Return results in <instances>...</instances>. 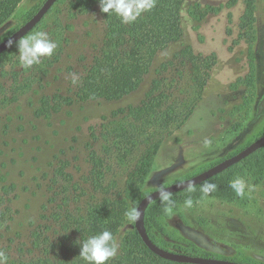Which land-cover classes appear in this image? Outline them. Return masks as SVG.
Returning a JSON list of instances; mask_svg holds the SVG:
<instances>
[{"label":"rangeland","instance_id":"rangeland-1","mask_svg":"<svg viewBox=\"0 0 264 264\" xmlns=\"http://www.w3.org/2000/svg\"><path fill=\"white\" fill-rule=\"evenodd\" d=\"M45 1L23 0L0 29V42ZM71 4L72 0H57L28 34L46 32L57 44L53 54L62 52L48 71L42 64L45 57L24 67L16 45L0 56V202L14 213L10 231L0 230L2 243L18 236L27 241L31 227L43 223V213H50V205L44 209L48 199L44 174L59 160L69 161L75 178H85L90 147L108 162L107 195L126 198L132 208L138 198L201 173L264 134V0H254L252 10L247 0H185L181 39L157 54L134 92L114 101L74 102L54 115L37 117L43 96L73 90L103 38L100 14L76 15ZM197 12L206 15L201 18ZM187 46L197 56L215 57V65L191 117L180 129L166 133L148 176L127 198L129 174L145 146L138 144L123 157L131 145L119 153L110 132L120 134L116 130L126 116L122 111L144 101L166 62L164 77L169 79L172 99L193 96L192 65L187 58L174 57ZM160 132L155 129L150 134L158 138ZM261 158L264 154L234 169V179L242 178L248 185L243 196L236 194L232 200L206 196L192 200L190 206L180 202L154 218L150 230L159 245L175 252L172 246L179 245L192 255L264 264V171L255 169ZM133 226L134 221L127 219L119 240Z\"/></svg>","mask_w":264,"mask_h":264},{"label":"trees","instance_id":"trees-1","mask_svg":"<svg viewBox=\"0 0 264 264\" xmlns=\"http://www.w3.org/2000/svg\"><path fill=\"white\" fill-rule=\"evenodd\" d=\"M22 1L0 0V29L11 19ZM184 1L153 0L150 10L135 22L124 24L114 13H103L99 0H72L71 5L76 15L100 14L104 28L103 38L94 46L92 59L74 81L73 90L66 95L58 93L43 96L35 112L36 116L54 115L62 108L72 106L74 102L114 101L134 92L149 73L157 54L181 39V10ZM253 5L254 0H247L249 10H252ZM197 13L201 18L206 15ZM61 56L62 52L58 51L50 58L45 57L42 60V64L47 66L45 70L48 71V68L57 64ZM174 57L177 60L187 58L192 65L193 96L190 94L187 99H172L167 88L169 84H166L169 79L164 77L168 70L166 62L161 66L159 76L152 81L144 101L139 106L122 111L126 116L123 118L125 122L116 130L120 134L110 132V135L116 137L113 146L119 153L127 149L124 146L131 145L132 148L127 149L128 153L123 157L132 154L136 145L145 146L135 169L129 174L127 198L135 195L139 184L148 176L166 133L180 129L191 117L215 65V57L197 56L190 46ZM155 129L161 131L158 138L150 134ZM260 154H264V148L242 162ZM88 162L90 168L83 180L75 178L69 170V161L65 159L59 160L52 171L44 174L48 192L44 209L50 205V213H43V223L31 227L27 241H22L19 236L8 238L3 243L0 239V264H87L79 257L80 247L75 241L87 239L104 230L112 232L119 245L117 255L108 264H179L151 252L135 226L119 240V234L127 220L125 213L130 209L128 201L119 195H107L110 187L106 183L108 162L93 147L88 152ZM237 165L206 181L216 185L215 190L207 195L202 192L205 182L169 195L171 207L189 199L199 200L206 196L232 200L236 193L230 183L234 180ZM255 169L264 171V158L258 160ZM142 198L135 201V208ZM2 205L0 202V230L9 232L14 213L11 207L2 208ZM166 206L167 202L159 198L149 206L145 215L148 234L158 245L151 233L150 224L165 211ZM172 247L176 252L192 255L189 249L185 250L179 245Z\"/></svg>","mask_w":264,"mask_h":264},{"label":"clouds","instance_id":"clouds-1","mask_svg":"<svg viewBox=\"0 0 264 264\" xmlns=\"http://www.w3.org/2000/svg\"><path fill=\"white\" fill-rule=\"evenodd\" d=\"M99 4L103 13L108 15L114 13L122 23L129 24L150 10L153 7V0H99ZM11 43L12 41H9V44ZM15 45L20 63L26 68L39 64L43 57H50L57 47V44L50 40L48 34L43 31L21 37L15 41ZM230 187L238 196H243L248 185L242 178L237 177L231 181ZM215 188V184L205 182L202 192L207 195ZM159 198L161 201L167 202L168 206L165 207V211L170 212L172 201H170L166 189L160 191ZM185 203L190 206L192 201L189 199ZM139 215L140 213L135 207L125 213L129 221L137 220ZM75 243L80 247L79 257L87 264H108V261L117 255L119 248L117 240L108 230L91 235L87 239H78Z\"/></svg>","mask_w":264,"mask_h":264},{"label":"water","instance_id":"water-1","mask_svg":"<svg viewBox=\"0 0 264 264\" xmlns=\"http://www.w3.org/2000/svg\"><path fill=\"white\" fill-rule=\"evenodd\" d=\"M56 2L57 0H46L29 20H27L20 28L2 40L0 42V56L12 48L15 45L16 40L27 36L44 19ZM9 41H12V43L9 44ZM262 148H264V134L241 151L225 158L224 160L202 171L201 173H198L180 182L158 188L144 196L137 206L140 215L138 219L134 221V226L148 249L165 260L179 264H251L222 258L191 255L165 249L153 242V240L150 238L145 225V215L149 206L159 199V193L162 189H166L168 194L171 195L202 184L214 176L223 173L229 168L241 163L243 160L258 152Z\"/></svg>","mask_w":264,"mask_h":264},{"label":"flooded vegetation","instance_id":"flooded-vegetation-1","mask_svg":"<svg viewBox=\"0 0 264 264\" xmlns=\"http://www.w3.org/2000/svg\"><path fill=\"white\" fill-rule=\"evenodd\" d=\"M241 151V150H240Z\"/></svg>","mask_w":264,"mask_h":264}]
</instances>
